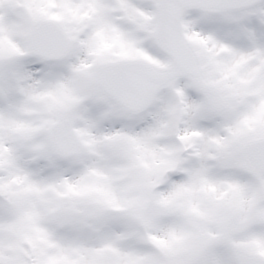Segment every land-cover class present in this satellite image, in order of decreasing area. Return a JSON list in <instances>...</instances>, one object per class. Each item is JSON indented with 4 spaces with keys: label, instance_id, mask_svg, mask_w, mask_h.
<instances>
[{
    "label": "snow or ice",
    "instance_id": "1",
    "mask_svg": "<svg viewBox=\"0 0 264 264\" xmlns=\"http://www.w3.org/2000/svg\"><path fill=\"white\" fill-rule=\"evenodd\" d=\"M0 264H264V0H0Z\"/></svg>",
    "mask_w": 264,
    "mask_h": 264
}]
</instances>
